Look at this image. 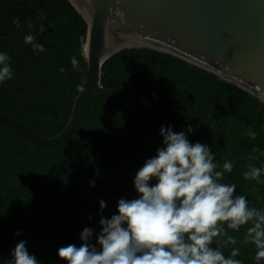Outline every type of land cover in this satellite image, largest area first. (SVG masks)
Returning a JSON list of instances; mask_svg holds the SVG:
<instances>
[{
	"label": "trees",
	"instance_id": "16d2710c",
	"mask_svg": "<svg viewBox=\"0 0 264 264\" xmlns=\"http://www.w3.org/2000/svg\"><path fill=\"white\" fill-rule=\"evenodd\" d=\"M15 1L0 0L1 17ZM22 1L28 3L27 16L3 37L12 45L14 57L12 78L0 83V113L52 137L67 122L72 98L86 75L80 38L87 25L67 0ZM24 12L25 7L17 5L7 20H0V31ZM29 34L44 46L43 52L25 43ZM0 53L10 54L2 43ZM72 57L78 68L73 67ZM101 85L138 97L126 128L130 141L156 154L163 147L162 125L177 133L190 125L193 131L187 139L210 147L217 170H223L225 160L234 162L222 182L236 184L235 195H244L250 206L264 209V184L243 177L249 164L264 168V102L211 72L146 48L124 49L109 57L101 68ZM130 107L128 98L96 95L84 106L81 119L111 177L138 198L133 180L150 156L131 149L122 138L121 123ZM248 130L256 132L255 139ZM82 142L74 133L58 145L36 146L0 124V264L11 259L21 240L40 264H65L58 249L69 244L79 247L85 227L94 230L90 243L95 244L101 216L116 214L119 199L130 200L106 181L89 146L74 154L72 169L63 180L68 155ZM150 184L155 185L153 180ZM101 200L106 201L102 212ZM246 227L229 234L242 241ZM18 231L20 235H14ZM224 239L217 237L210 247H221L225 256L238 247L236 259L256 264L254 245L223 244Z\"/></svg>",
	"mask_w": 264,
	"mask_h": 264
},
{
	"label": "clouds",
	"instance_id": "9594fccd",
	"mask_svg": "<svg viewBox=\"0 0 264 264\" xmlns=\"http://www.w3.org/2000/svg\"><path fill=\"white\" fill-rule=\"evenodd\" d=\"M40 31H44L43 26ZM24 40L33 51L45 50L32 34ZM9 60L7 53H0V83L13 76ZM71 63L79 67L75 57ZM192 131L190 125L178 133L162 125L159 135L163 147L146 159L133 180L138 198H121L116 214L101 216L95 244L90 243L94 230L85 227L80 246L61 247L58 258L65 264H242L236 259L240 248H232L225 256L221 247H210L217 237H224L223 244L254 245L256 264L264 261V209L250 206L244 195H235L236 184L222 182L224 174L232 172L234 162L225 160L223 170H217L210 147L187 139ZM247 134L256 138L254 131ZM247 168L245 180L264 184V168L252 164ZM153 179L154 186L150 184ZM99 207L102 212L106 201H99ZM242 226L247 227L239 241L229 230L237 232ZM25 245L23 240L17 243L4 264H40Z\"/></svg>",
	"mask_w": 264,
	"mask_h": 264
},
{
	"label": "water",
	"instance_id": "95a60500",
	"mask_svg": "<svg viewBox=\"0 0 264 264\" xmlns=\"http://www.w3.org/2000/svg\"><path fill=\"white\" fill-rule=\"evenodd\" d=\"M67 1L87 25L85 36L80 38L81 55L86 63V75L80 87L84 91L79 89L72 98L67 122L55 136L44 137L0 113V124L36 146L58 145L74 133L81 136L83 142L68 155L63 180L72 169L74 154L89 146L106 181L130 200L136 199L111 177L97 142L82 122L84 106L96 95L130 99L131 107L121 123L122 138L131 149L150 158L156 155L127 136V124L137 108L138 97L126 90L101 85L102 65L121 50L146 48L172 55L215 74L264 102V0ZM17 5L25 7L24 14L6 30L0 31V43L10 52L9 63L13 60L14 50L3 37L27 16L28 3L17 0L5 17L0 16V20H7ZM144 96L142 93L139 97ZM153 181L156 183L155 179Z\"/></svg>",
	"mask_w": 264,
	"mask_h": 264
}]
</instances>
